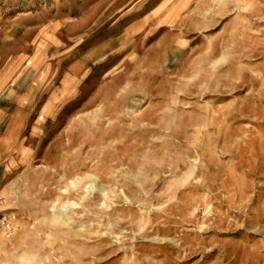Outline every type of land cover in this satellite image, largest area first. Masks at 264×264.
I'll use <instances>...</instances> for the list:
<instances>
[{
  "label": "rangeland",
  "instance_id": "rangeland-1",
  "mask_svg": "<svg viewBox=\"0 0 264 264\" xmlns=\"http://www.w3.org/2000/svg\"><path fill=\"white\" fill-rule=\"evenodd\" d=\"M0 264H264V0H0Z\"/></svg>",
  "mask_w": 264,
  "mask_h": 264
},
{
  "label": "built area",
  "instance_id": "built-area-1",
  "mask_svg": "<svg viewBox=\"0 0 264 264\" xmlns=\"http://www.w3.org/2000/svg\"><path fill=\"white\" fill-rule=\"evenodd\" d=\"M2 230L9 231L10 233L14 230V224L9 216H3L0 218V232Z\"/></svg>",
  "mask_w": 264,
  "mask_h": 264
}]
</instances>
